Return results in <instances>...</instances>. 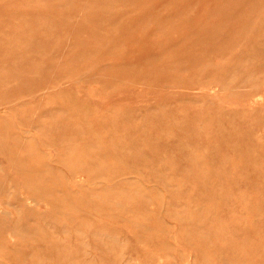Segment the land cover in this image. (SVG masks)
Segmentation results:
<instances>
[{
    "label": "rangeland",
    "instance_id": "374dc122",
    "mask_svg": "<svg viewBox=\"0 0 264 264\" xmlns=\"http://www.w3.org/2000/svg\"><path fill=\"white\" fill-rule=\"evenodd\" d=\"M0 264H264V0H0Z\"/></svg>",
    "mask_w": 264,
    "mask_h": 264
},
{
    "label": "bare ground",
    "instance_id": "6f19581e",
    "mask_svg": "<svg viewBox=\"0 0 264 264\" xmlns=\"http://www.w3.org/2000/svg\"><path fill=\"white\" fill-rule=\"evenodd\" d=\"M63 110V109H62ZM54 111V110H53ZM52 111V112H53ZM29 116V115H28ZM30 117V116H29ZM53 117H55V116H53ZM48 125V124H47ZM49 129H50V127H49ZM56 129V128H55ZM51 130V129H50ZM54 131V130H53ZM37 141V140H36ZM50 164V163H49ZM60 166V165H59ZM64 172V171H63ZM67 176V175H66ZM70 183V182H69ZM69 185V184H68ZM72 186V185H71ZM13 187V186H12ZM3 208V207H2ZM4 210H5V208H3ZM93 214V213H92ZM14 215V214H13ZM142 215V214H141ZM13 231V230H12ZM99 234V233H98ZM23 237V236H22Z\"/></svg>",
    "mask_w": 264,
    "mask_h": 264
}]
</instances>
